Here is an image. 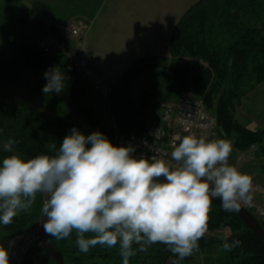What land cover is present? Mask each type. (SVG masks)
Instances as JSON below:
<instances>
[{
	"label": "clouds",
	"instance_id": "1",
	"mask_svg": "<svg viewBox=\"0 0 264 264\" xmlns=\"http://www.w3.org/2000/svg\"><path fill=\"white\" fill-rule=\"evenodd\" d=\"M44 78V94L65 88L57 66L45 71ZM177 140L170 162L137 158L134 146H114L99 131L84 135L75 127L58 147L52 144L53 155L25 159L14 152L18 142L9 138L2 148L11 154L0 161V224L10 225L43 194L45 232L57 239L75 232L80 252L118 245L122 264H130L138 251L163 244L177 258L172 264H181L199 251L214 198L232 212L241 204L254 206V197L253 178L229 164V141L195 134ZM240 244L232 239L222 248L231 251ZM0 264H9L3 246Z\"/></svg>",
	"mask_w": 264,
	"mask_h": 264
},
{
	"label": "trees",
	"instance_id": "2",
	"mask_svg": "<svg viewBox=\"0 0 264 264\" xmlns=\"http://www.w3.org/2000/svg\"><path fill=\"white\" fill-rule=\"evenodd\" d=\"M207 3V0H201L192 6L186 14L179 20L176 25L171 40L168 46V56L145 58L132 64L126 74H124L120 83L114 87L105 99L108 108V117L113 122V132L121 135H128L134 130H145L148 125L149 118L144 115L138 107L137 100L132 97L131 88L137 77L145 71L156 67H161L159 61H170L169 70L166 76V87L171 91H182L189 95L203 94L207 90L206 100L212 101L218 90L217 83L228 71V81H232L236 75H241L239 85L251 81L252 73L264 70L261 60L264 61V34L260 29L247 30L243 33L238 41L228 47L226 57L220 55L221 49L206 45V39L202 36L204 31V12L202 11ZM31 14V13H30ZM213 30H208V34ZM255 32H260L258 35ZM256 35V36H255ZM186 56L196 60H203L208 63V67H199L197 65L185 67L182 57ZM223 61V62H222ZM60 62L64 68L59 67L62 74L65 75V88L60 93L62 102L67 108L81 118L87 126L96 129L100 125V120L94 114V107L85 103L86 84L87 81L76 71L69 62L61 56H49L44 54L35 43V46L13 45L9 43H0V85L16 83L22 80L26 72L34 73L39 77H44L45 71L57 66ZM245 65V66H244ZM240 67V68H239ZM263 68V69H262ZM235 69L237 72H235ZM252 72H251V70ZM250 70V71H248ZM165 71V70H164ZM166 73V72H165ZM245 74V75H244ZM226 76V75H225ZM211 85V86H210ZM143 96H140L141 99ZM179 96H176L177 99ZM217 112L212 110L218 120V125L226 132L233 131L232 115L229 112L230 101L226 95L220 96ZM143 107V106H142ZM138 115L139 117L137 118ZM12 121L16 126L18 133L12 134L9 132L7 122ZM147 123V124H146ZM74 125V124H68ZM67 125L60 122L51 115L32 108L21 107L13 110H5L4 102L0 101V129L3 133L0 134V141H6L9 138L16 140L18 143L14 146L22 152L27 159L33 158L39 154L54 153L50 151L53 143L57 147L62 143L63 136L61 129ZM64 127V128H63ZM241 130H245L244 135L236 143L239 150H246L259 142V138L253 135L251 130L239 126ZM103 135L114 138V133L103 127ZM113 135V136H112ZM113 143V141L111 142ZM220 204L219 198H214ZM236 217L242 224L243 222L232 211L229 212ZM218 215L211 209L209 213L208 230H213L219 222ZM31 217L25 215L16 216L10 225H3L2 228L8 232L3 241H0V246L6 247L8 241L12 238L25 234L36 227L37 221L31 220ZM245 231L237 233V237L241 244L239 247L231 250L230 257L232 260L238 261L239 264H264V241L258 238L244 224ZM264 227V224H262ZM49 235V234H48ZM53 245L62 255L66 264H71L72 259L77 260L80 257L82 263L85 259L88 264H111V259L117 260V264H122V258L119 255V246L108 248L106 246L97 245L91 248L87 253L80 252L75 245V232L67 239H57L49 235ZM235 238V239H237ZM137 248V245H133ZM80 255V257H78ZM151 258L157 261V264H172V261L177 259L167 250L163 244H154L148 247L147 251L140 252L130 258V264H143L142 260ZM138 260L140 262H138ZM193 255L181 261V264H191ZM20 264H54L52 259L47 258L40 242H38L28 253L25 259Z\"/></svg>",
	"mask_w": 264,
	"mask_h": 264
},
{
	"label": "rangeland",
	"instance_id": "3",
	"mask_svg": "<svg viewBox=\"0 0 264 264\" xmlns=\"http://www.w3.org/2000/svg\"><path fill=\"white\" fill-rule=\"evenodd\" d=\"M129 3L130 10L128 11L134 18L147 19L144 15L154 13L155 16L167 17L168 22L173 27L185 14L201 0H131ZM146 2L145 5L141 4ZM144 2V3H145ZM111 3V2H110ZM109 3V4H110ZM203 8L204 12V31L202 36L206 39V45L212 46L215 49L220 48V55L222 60L224 53L226 57V50L232 44L238 43L237 40L241 38L244 32L247 30L260 29L264 34V0H207V3ZM208 30H213L208 34ZM42 28L39 26L36 19L28 12L27 9H23L20 5H17L15 0H0V43H9L13 45H21L22 47L30 45L35 46L36 39L41 34ZM260 32H255L258 35ZM255 35V36H256ZM240 45V43H238ZM124 54L126 52H123ZM157 55H167L166 48L161 47L157 52ZM117 55V52H116ZM132 58H129L131 62ZM183 65L208 67V63L203 60H196L186 56L182 57ZM261 60V64L264 61ZM108 65V69L111 72L103 70L108 75L110 81L114 82V87L120 83L122 75L120 74L118 66H115L112 59ZM223 62V61H222ZM125 62H122V64ZM158 64H162L160 67L149 69L142 73L139 78L133 82L131 93L132 97L137 100V105L144 115L149 118L148 125H152L155 121L156 114L159 111L160 105L166 100H174L176 96H194L204 101L205 105L210 109L217 110L219 105L220 96L226 95L228 101H230L229 112L233 119V131L225 132L220 125H218L217 134L214 139H225L232 145V152L229 157V164L237 167L241 172L249 174L251 177L264 181V70L252 73L251 81L245 82L239 85L241 75H236L233 80L228 81V71L225 69V73L219 79L217 87L219 91H216L214 99L212 101L206 100L207 90L203 94L189 95L182 91H171L166 87V76L169 70L170 61H159ZM57 67L64 68L60 62ZM245 66V65H244ZM124 67V66H123ZM240 68V67H239ZM262 68V69H263ZM165 70V71H164ZM239 69H235L237 72ZM251 70V69H250ZM248 70V71H250ZM166 72V73H165ZM252 72V70H251ZM226 75V76H225ZM245 75V74H244ZM47 83L44 77H39L31 72H26L21 81L11 84L0 85V101L4 102L5 110H13L21 107H32L41 110L53 118H56L60 122H64L67 125L64 129H61L63 133V139L70 133L72 128H77L84 135H89L92 132L99 131L103 134V127L113 132V122L108 117V108L105 102V97L97 94L88 84V89L85 94V103L94 107V114L100 120L98 128L93 129L85 124L77 115L72 113L67 106L62 102L60 93L44 94L42 92L43 86ZM211 86V85H210ZM143 93V95H141ZM140 95L143 96L141 99ZM209 104V105H208ZM143 106V107H142ZM209 110V109H208ZM212 111V110H210ZM217 112V111H216ZM137 118L139 117L136 115ZM74 124V125H68ZM147 124V123H146ZM239 126L245 127L253 132V135L259 138V142L249 147L246 150H239L236 147L237 142L243 141L241 139L245 130H241ZM9 132L17 134L18 130L12 121L7 122ZM145 130L136 129L132 133H144ZM117 133H114V138ZM113 136V135H112ZM114 138L108 137V139L114 145ZM63 141V140H62ZM4 141H0V161L5 156L10 155L3 151L2 145ZM16 154L22 155V152L14 147ZM27 159L25 156H23ZM264 202V196H262ZM42 206H43V194H37V198L32 207L27 211L18 212L17 216L25 215L31 217L34 222L37 221L39 228V222L42 219ZM218 215L219 222L213 230H208L204 237L199 241V251L194 252L193 260L191 264H239L238 261L232 260L230 257V251H224L222 244L230 240L231 237L237 233L244 232L245 228L243 224L229 212L223 210L221 204L213 199L212 208ZM8 232L0 225V241H3ZM80 257V255H78ZM81 258V257H80ZM72 259L69 261L71 264H88V260L85 259L82 263L80 260ZM118 260V259H117ZM117 260L111 259V264H117ZM138 262H140L138 260ZM143 264H157V261L151 258L142 260Z\"/></svg>",
	"mask_w": 264,
	"mask_h": 264
},
{
	"label": "built area",
	"instance_id": "4",
	"mask_svg": "<svg viewBox=\"0 0 264 264\" xmlns=\"http://www.w3.org/2000/svg\"><path fill=\"white\" fill-rule=\"evenodd\" d=\"M84 26L69 24L63 32L44 30L36 42L38 48L49 56H61L89 83L100 96H107L114 90V82L102 70L92 66L87 48L82 40ZM218 130L217 116L206 108L203 100L194 96H180L166 100L160 105L152 125L144 133H117L114 146H134V155L139 158L155 156L171 162V151L178 144L177 137L188 134L214 139ZM253 178V177H252ZM264 181L253 178V205L246 207L254 217L264 224ZM46 196L43 195V201ZM40 229L35 228L12 238L6 244L9 264H20L31 249L40 241Z\"/></svg>",
	"mask_w": 264,
	"mask_h": 264
},
{
	"label": "crops",
	"instance_id": "5",
	"mask_svg": "<svg viewBox=\"0 0 264 264\" xmlns=\"http://www.w3.org/2000/svg\"><path fill=\"white\" fill-rule=\"evenodd\" d=\"M15 2L32 14L41 26L42 32L51 30L61 33L69 24L84 26L82 40L92 60V66L111 72L108 65L112 59L119 71L121 70L118 74L122 75L121 78L135 62L145 58L168 56L157 55L156 52L161 47L168 51L172 33L179 22L171 27L166 16L160 14V17H156L152 12L144 13L147 19L130 17L128 11L129 3H133L131 0H15ZM144 2L141 4V10L142 5H145L147 10V4ZM129 58H132L131 62L127 61ZM87 89L86 84V92Z\"/></svg>",
	"mask_w": 264,
	"mask_h": 264
},
{
	"label": "water",
	"instance_id": "6",
	"mask_svg": "<svg viewBox=\"0 0 264 264\" xmlns=\"http://www.w3.org/2000/svg\"><path fill=\"white\" fill-rule=\"evenodd\" d=\"M160 179L163 180V178ZM234 212L251 232H253L258 238L264 241V227L246 207L241 204L240 210ZM45 219L46 217L43 215L41 221L39 222L40 232L42 235L40 239L41 248L43 249L46 257L52 259L54 264H66L62 255L57 250L58 248L53 245L52 241L49 238V235L43 228V222ZM237 237H239V234L231 237L230 240Z\"/></svg>",
	"mask_w": 264,
	"mask_h": 264
}]
</instances>
